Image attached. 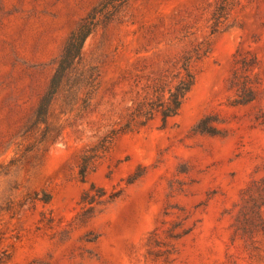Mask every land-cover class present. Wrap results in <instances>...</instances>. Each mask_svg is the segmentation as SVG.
I'll return each instance as SVG.
<instances>
[{
	"label": "rangeland",
	"instance_id": "rangeland-1",
	"mask_svg": "<svg viewBox=\"0 0 264 264\" xmlns=\"http://www.w3.org/2000/svg\"><path fill=\"white\" fill-rule=\"evenodd\" d=\"M101 1L0 0V264H264V0H129L85 42L94 85L80 64L37 122ZM195 46L179 114L103 145L134 79ZM242 58L257 97L235 104Z\"/></svg>",
	"mask_w": 264,
	"mask_h": 264
},
{
	"label": "trees",
	"instance_id": "trees-1",
	"mask_svg": "<svg viewBox=\"0 0 264 264\" xmlns=\"http://www.w3.org/2000/svg\"><path fill=\"white\" fill-rule=\"evenodd\" d=\"M128 1L102 0L82 19L78 27L71 33L58 59L49 89L39 103L36 111L37 122L40 123L47 120L53 100L80 64L81 87L94 85L95 77L91 74V70L86 69L83 65L85 42L100 25H105L112 21ZM215 15L217 19L213 32L217 31L219 18L222 16L217 13ZM207 51V48L195 46L193 49L181 53L157 75L135 78L130 90L135 95L132 96L131 103L125 107L126 110L122 113V119L118 126L113 127L104 137L103 145H106L107 141H112L119 134L140 130L156 120L160 122V127L165 128L179 114L188 94L193 89L196 83L194 63L201 59ZM239 63L240 66L235 68L231 77V87L236 90L235 104H248L257 97L256 82L247 75V72L252 69L256 61L249 63L242 58ZM76 78L79 79L80 77ZM205 120L206 118L199 123V128ZM200 129L203 132L208 131L206 130L207 128ZM86 172L87 164H84L80 170L83 178Z\"/></svg>",
	"mask_w": 264,
	"mask_h": 264
}]
</instances>
